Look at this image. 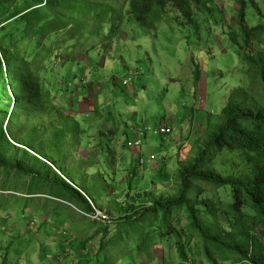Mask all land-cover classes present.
<instances>
[{"label": "rangeland", "instance_id": "rangeland-1", "mask_svg": "<svg viewBox=\"0 0 264 264\" xmlns=\"http://www.w3.org/2000/svg\"><path fill=\"white\" fill-rule=\"evenodd\" d=\"M104 1L123 14L121 27L128 31V42H115L105 58L102 55L108 51L107 45L95 52L102 58V66H92L91 70L98 76L101 74V79L98 77L101 82L90 86L94 94L100 92L99 106L97 111L82 117V122L94 126L93 138L101 134L104 144H109L111 139L104 136L106 132L116 133L112 140L114 147H98L93 159L92 168L103 174L100 179L105 186L90 188L94 173L88 169L87 160L94 154L88 151L86 139L75 145L74 164L62 172L74 185L95 197L94 209L105 211L109 220H92L81 207L55 198L48 187L35 184L34 180L30 182L29 176L0 168V264H182L174 230L179 231V239L187 242L185 251L189 264H211L204 255L203 239L190 227L185 209L171 212L174 218L170 225L174 229L163 225L161 209L143 215L139 221L127 220V217L148 209L157 201L166 203L175 197L180 167L197 140L207 138L213 124L222 117L221 110L233 92L242 87L250 98L261 103L259 76L243 57L264 52V0H245L243 5L235 0H215L208 4L210 12L191 3L194 11L191 22L170 5L162 19L150 17L149 27L130 20L128 0ZM7 8L0 22L11 16L13 9ZM240 13L243 27L255 29L248 41L239 28ZM16 23L15 20L0 24V39L16 35L12 48H21L24 52L31 45L25 44L19 35L22 27ZM70 23L69 19L61 22L63 34H71ZM99 27L106 29L97 21L92 22L89 30L96 31ZM72 37L66 36L65 43L58 36L53 37L56 45H61L60 53L65 54L63 46L88 42V38L83 39L78 33ZM44 58L26 56L27 61L40 63L32 74L40 82L50 77L42 66ZM50 61L48 59L47 63ZM62 63L63 59H58L52 71L66 84L67 68H61ZM73 71L70 70V75ZM86 76L87 81L96 80L93 75L86 73ZM125 78H131L129 86L122 84ZM86 103L92 110L91 94ZM33 113L36 116V111ZM72 113L70 111L71 116H75ZM8 114L0 113L4 126ZM25 123L30 127L32 119H26ZM81 126L87 136L93 133ZM147 126L152 130L142 135V154H154L157 161L143 168L134 165L139 151L128 148L126 142L136 139V132ZM161 126L168 129V135L155 133ZM73 130L74 135L78 130ZM13 143L23 148V144ZM28 151L33 154L32 150ZM13 154L11 150L8 156ZM124 157H128L125 162ZM195 185L200 188L201 199L215 206L217 218L226 225L225 217H233L226 214L232 203L228 189L202 182ZM58 218L65 219V223H59ZM250 227L257 232L258 228ZM224 230L229 231L227 225ZM148 234L153 238H149L150 242L145 240L144 246L143 237ZM66 242L68 244H63Z\"/></svg>", "mask_w": 264, "mask_h": 264}, {"label": "trees", "instance_id": "trees-1", "mask_svg": "<svg viewBox=\"0 0 264 264\" xmlns=\"http://www.w3.org/2000/svg\"><path fill=\"white\" fill-rule=\"evenodd\" d=\"M214 1L128 0L127 13L131 16L130 20L139 26L149 27L150 17L162 19L172 5L179 15L191 22L194 15L191 3L210 12L208 4ZM235 1L239 5L245 3V0ZM7 7L13 9L11 16L4 18L0 24L16 20V24L22 27L19 35L25 44L30 43L31 46L21 52V48H12L16 35L10 34L0 39V113H9L5 126L0 119V168L29 176L30 182L34 180L33 183L48 187L55 198L81 207L86 214H94L97 204L95 197L74 185L64 176L62 169L64 171L74 164V147L86 139L88 151L94 154L87 160L88 169L94 173L90 188L103 189L105 186L100 179L103 174L92 168L93 159L98 147H114L112 140L116 133L106 132L104 136L111 139L109 144H104L101 134L93 138L96 135L94 126L82 122V117L85 113L97 111L99 106L97 97L100 92L94 94L90 85L100 84L98 77L101 74H94L92 66H102V58L111 51L112 45L124 41L126 33L121 27L123 14L104 0H0V17H4ZM241 16L242 13L238 17L239 28L248 41L255 29L246 30ZM65 19L71 20L69 35L63 34L61 22ZM97 21L106 29L99 27L96 31L89 30L92 22ZM77 33L83 39L88 38V42L83 44V41H78L70 47L63 46L65 54L60 53L61 45H56L53 37L58 36L65 43L66 36L71 39ZM106 45L108 51L102 58L95 55ZM26 56L46 57L42 66L48 70L50 77L43 73L47 79L42 82L34 77V68L40 63L36 60L29 62ZM47 58L52 61L47 63ZM58 59H63L61 68H67L64 75L66 84L62 79H57L52 71V65ZM243 60L254 67L259 76L261 103L250 98L242 87L233 92L221 110L222 117L213 124L207 138L197 140L190 156L180 167L179 188L175 197L166 203L157 201L148 209L127 217V220L139 221L143 215L161 209L163 225L166 229H174L170 225L174 218L171 212L178 208L185 209L190 227L203 239L204 255L211 264H223V261H229V264H264V52L256 56L244 54ZM71 69L74 71L70 75ZM86 73L96 80L87 81ZM90 94L93 97L92 110L86 106ZM248 105L253 107L248 108ZM70 111L75 116H71ZM28 118L32 119L30 127L25 123ZM81 125L93 133L87 136ZM73 129L78 130L74 135ZM13 141L23 144V148L15 146ZM129 141L126 142L128 148ZM11 150L14 154L8 156ZM127 158H122L123 162ZM104 160L106 165L107 160ZM134 165L146 166L139 164L138 160ZM198 182L228 189L232 203L228 205L229 213L226 214L233 215L232 219L225 217L229 231L224 230L226 225L217 218L215 206L201 199L200 188L195 185ZM201 205L203 208L199 207ZM250 226L258 228L257 232L250 230ZM173 233L182 264H187V242L179 239V231L174 230ZM149 234L143 237L144 246L145 240L150 242Z\"/></svg>", "mask_w": 264, "mask_h": 264}, {"label": "built area", "instance_id": "built-area-1", "mask_svg": "<svg viewBox=\"0 0 264 264\" xmlns=\"http://www.w3.org/2000/svg\"><path fill=\"white\" fill-rule=\"evenodd\" d=\"M131 81V78H125L122 81V84L125 86H129V82ZM152 129L150 126L145 127L142 131H138L136 132V139L134 140H130L128 142V146L129 148H131V150H137L139 152L142 151V135L150 132ZM155 133L161 134V135H168L169 131L166 127L161 126L159 127V129L155 130ZM137 158H138V162L141 165H146V164H154L157 161V157L154 154H151L149 156H143L142 153L137 154ZM88 215V214H87ZM88 217H91L92 220H96V221H102V222H106L107 220H109L108 215H106L105 211H101L98 209H95V213L94 214H89Z\"/></svg>", "mask_w": 264, "mask_h": 264}, {"label": "crops", "instance_id": "crops-1", "mask_svg": "<svg viewBox=\"0 0 264 264\" xmlns=\"http://www.w3.org/2000/svg\"><path fill=\"white\" fill-rule=\"evenodd\" d=\"M127 32H128V31H125L126 34H125V36H124V37H125L124 40H126V41L128 42V40H127V38H128ZM195 97H196V96H195ZM196 103H198V99H197V98H196ZM197 137H198V136H197ZM94 138H95V137H94ZM66 203H67V202H66ZM61 211H62V210H61ZM61 211L58 210V212H61ZM56 218H57V217H56ZM65 221H66L65 219H64V220H61V219L58 218V222H59V223H65ZM63 244H68V243L66 242V243H63ZM58 246H59V244H58Z\"/></svg>", "mask_w": 264, "mask_h": 264}, {"label": "bare ground", "instance_id": "bare-ground-1", "mask_svg": "<svg viewBox=\"0 0 264 264\" xmlns=\"http://www.w3.org/2000/svg\"><path fill=\"white\" fill-rule=\"evenodd\" d=\"M212 114V113H211Z\"/></svg>", "mask_w": 264, "mask_h": 264}]
</instances>
